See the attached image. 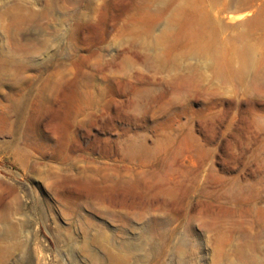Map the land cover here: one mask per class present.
<instances>
[{
	"label": "rangeland",
	"instance_id": "374dc122",
	"mask_svg": "<svg viewBox=\"0 0 264 264\" xmlns=\"http://www.w3.org/2000/svg\"><path fill=\"white\" fill-rule=\"evenodd\" d=\"M0 264H264V0H0Z\"/></svg>",
	"mask_w": 264,
	"mask_h": 264
}]
</instances>
